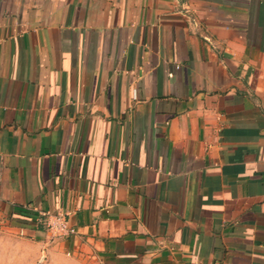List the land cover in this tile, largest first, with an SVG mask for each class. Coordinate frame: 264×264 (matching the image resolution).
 Wrapping results in <instances>:
<instances>
[{
  "label": "crops",
  "instance_id": "0c3cea01",
  "mask_svg": "<svg viewBox=\"0 0 264 264\" xmlns=\"http://www.w3.org/2000/svg\"><path fill=\"white\" fill-rule=\"evenodd\" d=\"M0 224L36 263L264 264V0H0Z\"/></svg>",
  "mask_w": 264,
  "mask_h": 264
},
{
  "label": "rangeland",
  "instance_id": "374dc122",
  "mask_svg": "<svg viewBox=\"0 0 264 264\" xmlns=\"http://www.w3.org/2000/svg\"><path fill=\"white\" fill-rule=\"evenodd\" d=\"M10 233L6 227L0 224V264H87L67 256L60 257L57 261L47 257L37 263L36 260L27 261L23 255L25 247L19 243L17 238L10 237ZM28 250H31V248Z\"/></svg>",
  "mask_w": 264,
  "mask_h": 264
},
{
  "label": "built area",
  "instance_id": "2783aa9c",
  "mask_svg": "<svg viewBox=\"0 0 264 264\" xmlns=\"http://www.w3.org/2000/svg\"><path fill=\"white\" fill-rule=\"evenodd\" d=\"M37 220L44 225L50 238L63 237L74 232V229L68 225L66 216L62 212H42Z\"/></svg>",
  "mask_w": 264,
  "mask_h": 264
}]
</instances>
